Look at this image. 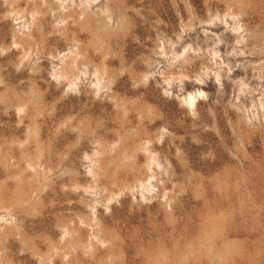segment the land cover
<instances>
[{
	"label": "rangeland",
	"instance_id": "1",
	"mask_svg": "<svg viewBox=\"0 0 264 264\" xmlns=\"http://www.w3.org/2000/svg\"><path fill=\"white\" fill-rule=\"evenodd\" d=\"M0 264H264V0H0Z\"/></svg>",
	"mask_w": 264,
	"mask_h": 264
},
{
	"label": "bare ground",
	"instance_id": "2",
	"mask_svg": "<svg viewBox=\"0 0 264 264\" xmlns=\"http://www.w3.org/2000/svg\"><path fill=\"white\" fill-rule=\"evenodd\" d=\"M184 100H185V99H184ZM193 100H194V97H193L191 94H188V96H187V98H186L185 101L187 102L188 105L191 106Z\"/></svg>",
	"mask_w": 264,
	"mask_h": 264
}]
</instances>
